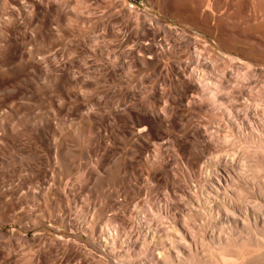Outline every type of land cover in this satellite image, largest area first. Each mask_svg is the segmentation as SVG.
Wrapping results in <instances>:
<instances>
[{"label": "rangeland", "instance_id": "rangeland-1", "mask_svg": "<svg viewBox=\"0 0 264 264\" xmlns=\"http://www.w3.org/2000/svg\"><path fill=\"white\" fill-rule=\"evenodd\" d=\"M29 1L0 0V264H164L167 235L206 251L262 218L244 168L264 178V22L244 0Z\"/></svg>", "mask_w": 264, "mask_h": 264}, {"label": "bare ground", "instance_id": "bare-ground-1", "mask_svg": "<svg viewBox=\"0 0 264 264\" xmlns=\"http://www.w3.org/2000/svg\"><path fill=\"white\" fill-rule=\"evenodd\" d=\"M25 3H23V5L21 6H15V9L17 10V14L20 16H23V11L27 8H33L35 6V2L33 3L32 1L29 0H24ZM209 2V4L212 5H217L220 2H222V0H206ZM226 1V0H225ZM229 1V0H228ZM238 1V0H236ZM242 2V0H240ZM239 1V2H240ZM55 2V1H54ZM56 2H58L60 4V6L58 7L57 11H60L62 8L64 9H68L66 6L67 4L64 2V0H56ZM64 2V3H63ZM224 2V1H223ZM244 3H238V5H247V7L250 8V12H252L251 15V19L253 18V22L258 25L261 22H264V0H244ZM82 3V4H81ZM48 5V4H47ZM58 5V4H57ZM76 5L79 7V9H84L87 10L88 12L90 11L89 8H91L92 5L91 4V0H80L78 2H76ZM240 5V6H241ZM45 6V5H44ZM70 6V5H69ZM36 7V6H35ZM74 10L73 8H70ZM93 9V6H92ZM48 10V9H47ZM63 10V9H62ZM95 10V9H94ZM36 11V10H35ZM130 12V15L128 16V18L131 17V12L130 8L128 10ZM246 11V10H245ZM46 12V11H45ZM12 13V12H11ZM92 13V12H91ZM47 14V13H46ZM127 14V13H126ZM5 15V14H4ZM8 15V13H7ZM5 15V16H7ZM125 16V15H124ZM248 16V15H247ZM118 19V17H117ZM7 20V19H6ZM107 21V20H106ZM6 22V21H5ZM10 25H14L16 20L14 17V14H10L8 17V21H7ZM6 22V24H7ZM114 23V22H113ZM122 23V22H121ZM124 24V22H123ZM44 25V24H43ZM42 25V26H43ZM112 25V24H111ZM114 26V25H113ZM125 26V25H124ZM262 26V25H261ZM108 27V26H107ZM244 27V26H243ZM258 27V26H257ZM124 28V27H123ZM126 28V27H125ZM259 28V27H258ZM11 27L7 30H10ZM16 29V28H15ZM34 29V28H33ZM115 29V28H114ZM43 30V29H42ZM119 30V29H118ZM122 30V29H121ZM244 30V29H243ZM261 31H259L257 33L253 32V33H257L255 34L256 39L258 40H264V29H260ZM33 31V30H32ZM7 32V31H6ZM9 32V31H8ZM109 32V31H108ZM122 32V31H121ZM133 32V31H132ZM250 32V31H249ZM11 33V32H10ZM38 33V32H37ZM118 33V32H117ZM137 33V32H136ZM140 33V32H139ZM9 34V33H8ZM7 34V35H8ZM42 34V33H41ZM13 35V34H12ZM11 35V36H12ZM107 35V34H106ZM9 36V35H8ZM136 36V35H135ZM35 37V36H34ZM112 37V36H111ZM116 37V36H115ZM137 37V36H136ZM15 40L17 39L16 37H14ZM12 39V38H11ZM119 39V38H118ZM123 39V38H121ZM255 39V40H256ZM14 40V42H15ZM134 40V39H133ZM138 40V39H137ZM11 41V40H10ZM145 41V40H144ZM143 41V42H144ZM257 41V40H256ZM9 42V41H8ZM17 42V41H16ZM131 42V41H130ZM19 44V43H18ZM11 45V44H10ZM13 45V43H12ZM11 45V46H12ZM146 45V44H145ZM261 45V44H260ZM263 45V44H262ZM16 46V44H15ZM144 46V45H142ZM141 46V47H142ZM264 46V45H263ZM13 47V46H12ZM20 47V46H19ZM125 47V46H124ZM123 47V48H124ZM260 47V46H259ZM11 48V47H10ZM18 48V47H15ZM14 49V48H13ZM12 49V50H13ZM19 50L21 48H18ZM142 49V48H141ZM262 49V48H261ZM13 52V51H11ZM16 52V51H15ZM20 52V51H19ZM24 53V52H23ZM13 55V54H12ZM16 55V54H14ZM13 55V56H14ZM22 55V54H21ZM37 55V54H36ZM44 56V55H42ZM211 56V55H210ZM220 57V56H219ZM29 58V57H28ZM216 58V57H215ZM210 59L212 60V62H214L213 60H215L214 58L210 57ZM42 60H44L42 58ZM209 60V59H208ZM217 61V60H216ZM199 62V61H198ZM224 62V61H223ZM42 63V62H41ZM209 64V63H208ZM213 64V63H212ZM227 64V63H226ZM39 65V64H38ZM183 66V65H182ZM185 67H188L187 65H185ZM34 69V68H33ZM32 69V71H33ZM37 69V68H36ZM39 69V68H38ZM174 69V68H173ZM185 69V68H184ZM42 70V69H41ZM203 70V69H202ZM224 72V70H223ZM206 73V72H205ZM225 73V72H224ZM248 73V72H247ZM24 76V75H23ZM43 76V75H41ZM47 76V75H46ZM226 74H224V77L226 79ZM247 76V75H246ZM191 77V76H190ZM197 77V81H199L198 84L203 83V88L207 90V94H209V99L214 101L213 103L217 102L216 101V96L217 94L212 92V89L210 90V83L207 82V77L204 74V72L201 73L199 72L198 75H196ZM41 79V78H40ZM27 80V79H26ZM46 80V79H45ZM44 80V83H45ZM38 81V80H37ZM41 81V80H40ZM42 82V81H41ZM47 82V81H46ZM210 82V81H209ZM225 82V80H224ZM227 82V81H226ZM50 84V83H49ZM201 86V85H200ZM217 86V84L215 85ZM220 88L222 89H227L225 87H223V85L220 83ZM1 91V90H0ZM205 91V90H204ZM214 91V90H213ZM221 91V89H220ZM216 92V91H215ZM225 92V91H224ZM220 93V92H218ZM219 100V99H218ZM262 104V103H261ZM260 104V105H261ZM226 105V104H225ZM224 106V105H223ZM227 106V105H226ZM258 107H256V109L259 108V105H257ZM246 107V106H245ZM262 108H260V112L263 114L264 116V105L260 106ZM227 108H229L227 106ZM228 110V109H227ZM231 110V108L229 109V111ZM242 110V109H240ZM244 110V109H243ZM245 110L248 111L247 108H245ZM243 111V114H247L246 111ZM228 111V112H229ZM232 111V110H231ZM230 111V112H231ZM237 111H239V109H237ZM255 111V110H254ZM233 112V111H232ZM242 112V111H241ZM245 112V113H244ZM249 112V111H248ZM256 112V111H255ZM231 114V113H230ZM240 114V113H239ZM246 115V117H247ZM239 118V116H238ZM246 119V118H245ZM247 120V119H246ZM237 124V123H236ZM255 130V129H254ZM244 131V130H243ZM257 132H261L263 135H259L256 136L258 138V141L260 144H264V123L263 125H261L260 127L257 128ZM244 134V133H243ZM255 140V139H254ZM257 141V140H256ZM256 143V142H255ZM259 144V145H260ZM263 146V145H262ZM262 146H258L257 147H262ZM254 147V146H253ZM256 148V147H254ZM259 149V148H258ZM263 149V148H262ZM261 150V149H260ZM264 151V149L262 150ZM250 152V151H249ZM255 155V154H254ZM253 156V155H252ZM243 159V158H242ZM257 159V158H256ZM255 159V160H256ZM261 160V159H260ZM243 161V160H242ZM247 161V160H246ZM244 161V162H246ZM264 161V160H263ZM263 163V162H262ZM260 162V164H262ZM243 164V163H242ZM246 164V163H245ZM264 164V163H263ZM259 165V163H258ZM249 166V165H248ZM247 166V167H248ZM245 167V166H244ZM247 167H245V171L246 173H244V169L243 172L245 175L247 174V177H249V179H264L262 178V176H260L258 174V172H261V167H253L252 170L251 168L248 169ZM251 167V166H250ZM263 168V167H262ZM264 171V169H263ZM242 173V177L244 179V174ZM222 179V178H220ZM247 179V178H246ZM225 181H227L225 179ZM247 182V181H246ZM261 182V181H260ZM223 183V182H222ZM221 185V184H220ZM231 188V187H230ZM233 190V189H232ZM237 190V189H236ZM241 193V192H240ZM238 195V194H237ZM259 201L258 204L256 205H260V206H255V208H263L264 207V185L262 186V189L260 190V195H259ZM252 203V200H250ZM263 203V204H262ZM254 204V201L253 203ZM246 209V208H245ZM248 209V207H247ZM255 216V215H254ZM261 216V215H259ZM250 217V216H249ZM251 218V217H250ZM255 220L251 221V219H244L243 220V225H241L242 227L240 228L239 225L234 226V227H238L240 229H230L229 231L227 230L226 232H224V234H222L221 237L215 239H209L210 241L207 243L209 246V248H206V251H201L199 250V248H192L189 244L188 241L186 240L185 236L181 233H179V238L176 236V234L174 236L172 235H167V241L170 243L173 247V253L175 254V258H171L168 256L166 257V260L164 261V264H264V213L262 215V218H258L256 219V217H254ZM165 237V238H166ZM177 237V238H176ZM207 242V241H206ZM179 245V244H183L186 249L184 252L180 251L179 248H177V246L175 245Z\"/></svg>", "mask_w": 264, "mask_h": 264}]
</instances>
